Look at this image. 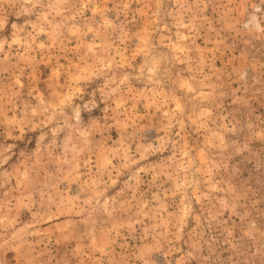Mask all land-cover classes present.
Instances as JSON below:
<instances>
[{
	"label": "rangeland",
	"instance_id": "374dc122",
	"mask_svg": "<svg viewBox=\"0 0 264 264\" xmlns=\"http://www.w3.org/2000/svg\"><path fill=\"white\" fill-rule=\"evenodd\" d=\"M0 264H264V0H0Z\"/></svg>",
	"mask_w": 264,
	"mask_h": 264
}]
</instances>
